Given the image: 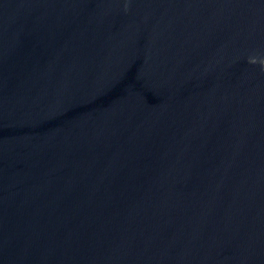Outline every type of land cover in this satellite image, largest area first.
Returning <instances> with one entry per match:
<instances>
[{
  "label": "water",
  "instance_id": "1",
  "mask_svg": "<svg viewBox=\"0 0 264 264\" xmlns=\"http://www.w3.org/2000/svg\"><path fill=\"white\" fill-rule=\"evenodd\" d=\"M0 264H264V0H0Z\"/></svg>",
  "mask_w": 264,
  "mask_h": 264
}]
</instances>
